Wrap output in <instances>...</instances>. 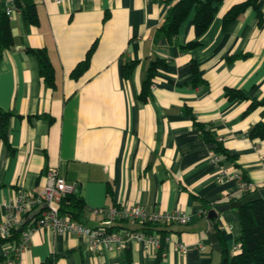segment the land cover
<instances>
[{
  "label": "crops",
  "instance_id": "0c3cea01",
  "mask_svg": "<svg viewBox=\"0 0 264 264\" xmlns=\"http://www.w3.org/2000/svg\"><path fill=\"white\" fill-rule=\"evenodd\" d=\"M32 1L38 24L27 27L22 13L11 17L14 46L0 62V111L9 115L0 140V221L18 191L43 190L53 167L78 183V220L89 228L107 220L98 211L137 204L180 210L192 222L161 226L160 249L130 243L102 255L89 253L75 235L41 229L20 264H212L214 233L231 253L241 234L238 212L220 213L215 225L208 213L245 193L238 180L219 184L209 156L217 152L263 190L264 139L249 137L264 122V104L250 108L264 101V21L257 10L225 24L227 12L247 0H224L200 38L193 11L169 39L160 28L177 0ZM260 7L264 18V0ZM39 49L53 66V83L42 74L33 52ZM155 61L162 65L144 102L142 86ZM229 90L248 99L231 100Z\"/></svg>",
  "mask_w": 264,
  "mask_h": 264
},
{
  "label": "built area",
  "instance_id": "2783aa9c",
  "mask_svg": "<svg viewBox=\"0 0 264 264\" xmlns=\"http://www.w3.org/2000/svg\"><path fill=\"white\" fill-rule=\"evenodd\" d=\"M54 1L61 4L64 0ZM5 13L8 17H13L22 13V9L16 6L15 1H11L6 3ZM209 161L219 167L217 177L219 184L238 180L245 195L256 192V186L245 181L241 173L225 165L217 152L210 153ZM78 191L77 182L69 181L59 173L57 168L53 167L47 170L46 184L39 194L18 191L16 197L6 205L7 215L0 221V264H20L21 257L31 245L33 234L41 229L75 235L83 241L89 253L102 255L113 248L125 249L130 243H138L145 248L160 249L162 247L164 239L160 235L146 233L130 228V226L138 225L144 228L147 225H159L166 227L188 225L192 222V216L180 210L163 213L150 211L145 206L137 204L131 207L116 206L108 211H98L106 214L107 220L96 228H89L61 213L62 201L68 196L77 194ZM34 212H38L37 215L27 222ZM125 223L129 227L120 229L119 225ZM15 230L21 232L17 243L9 241ZM177 247L183 253L188 251V247L183 244ZM238 250L239 243L236 242L231 255L236 254Z\"/></svg>",
  "mask_w": 264,
  "mask_h": 264
},
{
  "label": "trees",
  "instance_id": "16d2710c",
  "mask_svg": "<svg viewBox=\"0 0 264 264\" xmlns=\"http://www.w3.org/2000/svg\"><path fill=\"white\" fill-rule=\"evenodd\" d=\"M17 7L22 9L23 18L27 27L37 25L38 14L37 9L32 0H14ZM224 0H177L167 13L166 19L160 28L161 32L166 33L169 39H172L177 33L181 24L188 18L191 12H195L193 24L196 29L197 37L200 38L208 30L210 25L215 20L219 7ZM5 4H0V62L3 60L5 53L12 49L14 46V38L11 27V17H8L5 13ZM254 8L257 10L261 24L264 21L260 0H247L243 3L233 6L225 15L224 23L228 24L234 21L241 13L245 12L248 8ZM199 45L197 42H192L188 45L189 48H194ZM40 63L41 71L44 77L49 83H53L54 80V69L49 61V57L45 50L39 49L33 51ZM92 50L87 56V60L82 67H86L90 58ZM158 65H162L161 61H155L149 70L148 77L143 83L140 99L146 102L150 96L151 80L156 74V68ZM132 68V65L130 66ZM131 70V69H130ZM125 71V69H124ZM195 77L198 80L197 68L193 66ZM76 72V71H75ZM228 97L231 100H247V94L242 91L229 90ZM264 104L263 102L253 101L250 108ZM9 115L0 111V140H6L7 138V118ZM202 136L210 141L215 142L213 137L204 128L200 127ZM251 139H264V122H260L254 126L249 133ZM217 150L227 154L225 149L217 144ZM264 190V188H263ZM247 195H243L238 198L242 200ZM234 200H230L227 203H231ZM226 204V203H219ZM217 206V205H215ZM84 209V202L79 197L78 193L75 195L68 196L61 203V213L70 216L73 220L79 221L78 218ZM209 209V208H208ZM241 234L237 238L239 243V250L236 254L231 255L229 250L224 246L223 239L220 237V245L222 248V259L220 264H264V198L250 202L244 205L238 211ZM159 225H147L139 230L145 231L146 233L160 234L164 239L166 232L160 229ZM21 232L15 230L9 241L17 243ZM130 259L125 264H130Z\"/></svg>",
  "mask_w": 264,
  "mask_h": 264
},
{
  "label": "water",
  "instance_id": "95a60500",
  "mask_svg": "<svg viewBox=\"0 0 264 264\" xmlns=\"http://www.w3.org/2000/svg\"><path fill=\"white\" fill-rule=\"evenodd\" d=\"M263 198H264V190H261V191H256V192H254L252 194L247 195L242 200H236V201H233L231 203L218 205L215 209L211 210L208 213V220L213 225H215V223L218 220V217H219L220 213H224L225 211H228V210L238 211L244 205H246V204H248L250 202L259 201V200H261ZM37 213L38 212L32 213L30 215V218L27 220V222H29L31 218L35 217L37 215ZM217 236L218 235L216 233H214L211 236V240L214 243V249H215V252L213 254V263L212 264H220L221 263V259H222V249H221V245H219V243H218Z\"/></svg>",
  "mask_w": 264,
  "mask_h": 264
},
{
  "label": "rangeland",
  "instance_id": "374dc122",
  "mask_svg": "<svg viewBox=\"0 0 264 264\" xmlns=\"http://www.w3.org/2000/svg\"><path fill=\"white\" fill-rule=\"evenodd\" d=\"M242 176L244 177V175L242 174ZM245 181H247L246 179H244Z\"/></svg>",
  "mask_w": 264,
  "mask_h": 264
}]
</instances>
